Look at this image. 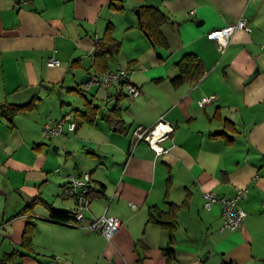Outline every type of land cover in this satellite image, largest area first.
<instances>
[{"label": "crops", "instance_id": "0c3cea01", "mask_svg": "<svg viewBox=\"0 0 264 264\" xmlns=\"http://www.w3.org/2000/svg\"><path fill=\"white\" fill-rule=\"evenodd\" d=\"M146 5L166 17V47L139 28ZM241 15L251 31L237 29L220 51L207 33ZM108 31L120 41L118 53L96 51ZM263 45L264 0H0V103L31 102L12 122L0 113V255L16 249L34 221L24 264H264ZM187 53L204 73L174 86L176 63ZM49 57L59 65H47ZM104 64L127 69L140 94L128 95L118 81L85 89ZM87 99L97 106L91 122L43 137L48 119L73 118ZM99 102L109 106L101 120ZM114 106L123 130L107 120ZM158 124L162 151L134 140L137 126ZM84 172L92 193L82 224L103 214L119 218L109 240L52 219L74 211L63 186ZM238 188L246 190L239 201L246 217L235 230L221 229V205L204 208L202 192L231 197ZM170 204L177 226L175 258L167 260L168 231L147 218L151 206L166 211Z\"/></svg>", "mask_w": 264, "mask_h": 264}, {"label": "built area", "instance_id": "2783aa9c", "mask_svg": "<svg viewBox=\"0 0 264 264\" xmlns=\"http://www.w3.org/2000/svg\"><path fill=\"white\" fill-rule=\"evenodd\" d=\"M26 1V0H23ZM243 30L245 32L251 31L248 18L245 15H241L236 21L227 23L222 27H218L210 30L207 33V37L214 39L218 42V48L220 51H224L234 32L237 30ZM264 49V45H263ZM46 64L49 66L59 65V60L55 57H49L46 60ZM120 82L123 89L128 95L136 97L140 94V88L132 83L130 79V72L127 69L119 68L115 70H105L101 73L90 75L85 81V89H89L91 86L109 87L114 82ZM214 98L211 96H204L199 99L198 103L203 106L205 103L211 101ZM161 124L156 125L151 129H144L142 126H137L133 131V137L135 141L147 140L150 147L156 151H162V146H156L158 139L164 136V131H160ZM76 124L73 118L69 115L58 120L48 119L43 128L42 135L44 138L57 137L62 135L65 130L74 131ZM160 132L159 134H156ZM63 195L66 197H72L75 199L76 207L71 213V220L67 221L74 226H82L88 230L102 234L107 240L111 239L113 235L120 229L121 220L117 217L106 216L105 214L93 218L86 225L82 222L85 219V213L89 211L92 184L91 175L89 172H84L78 176H69L68 181L63 186ZM246 195V190L238 188L235 194L231 197L219 195L211 190H204L203 206L206 209H210L213 204L218 203L221 205V229L235 230L239 228L246 217V211L240 206L239 201Z\"/></svg>", "mask_w": 264, "mask_h": 264}, {"label": "trees", "instance_id": "16d2710c", "mask_svg": "<svg viewBox=\"0 0 264 264\" xmlns=\"http://www.w3.org/2000/svg\"><path fill=\"white\" fill-rule=\"evenodd\" d=\"M166 19L164 14L153 5H146L140 8V21L139 28L147 36L150 43L154 46L166 47L167 41L160 31L161 23ZM120 41L116 40L111 31L105 33L102 39L98 40L96 51L98 53L105 51L111 53H118ZM105 47L107 49L104 51ZM178 73L171 79L174 86H178L185 81L197 80L204 73L203 65L200 59L194 53H187L183 55L176 63ZM107 68L104 64L103 70ZM74 90L81 91L76 88ZM31 102L24 105H16L11 103H0V113L9 121L12 122L13 117L21 110L30 108ZM97 110V106L93 105L90 100L87 99L85 104V111L75 110L73 120L75 121L76 127L84 122H91L92 117ZM107 120L116 130H123V119L121 110L118 106H114L109 109L107 114ZM229 125L232 122L229 121ZM70 214L56 213L53 214L52 219L61 222H67L71 220ZM147 222L155 223L163 227L168 231V243L163 249V253L167 260L175 258V252L173 244L175 242L174 231L177 226L176 220V205L170 204L168 210H162L157 206H151L148 214ZM35 222L29 221L26 223L25 229L22 233L20 246L25 251L32 250V237ZM24 255L23 252L18 249H13L9 252H5L0 255V264H22L19 258ZM140 264V263H139ZM223 264H236L234 261H225Z\"/></svg>", "mask_w": 264, "mask_h": 264}, {"label": "rangeland", "instance_id": "374dc122", "mask_svg": "<svg viewBox=\"0 0 264 264\" xmlns=\"http://www.w3.org/2000/svg\"><path fill=\"white\" fill-rule=\"evenodd\" d=\"M124 44L126 45V43H124ZM125 45H123V50H126L127 52L132 53L133 50H132V49H129V48H126V49H125ZM123 62H124V61H123ZM72 93H73V95H78L79 98L81 97L80 94H77V93H75V92H72ZM98 104L100 105L101 108H100L99 113L96 114V116H97V119H98V120H101V118H102V114H104V113L107 112L109 106H107V104L104 103V102H99ZM60 151H62L61 153L64 154L63 150H60ZM37 206L40 207V204L37 203ZM16 249H18L19 251L23 252V249H22V247H21L20 245L17 246ZM19 260L22 261L23 264H24V256L20 257Z\"/></svg>", "mask_w": 264, "mask_h": 264}, {"label": "water", "instance_id": "95a60500", "mask_svg": "<svg viewBox=\"0 0 264 264\" xmlns=\"http://www.w3.org/2000/svg\"><path fill=\"white\" fill-rule=\"evenodd\" d=\"M137 13H138V10H137Z\"/></svg>", "mask_w": 264, "mask_h": 264}]
</instances>
